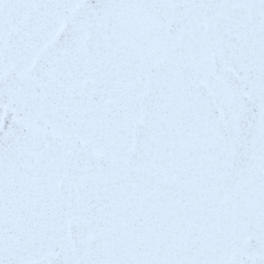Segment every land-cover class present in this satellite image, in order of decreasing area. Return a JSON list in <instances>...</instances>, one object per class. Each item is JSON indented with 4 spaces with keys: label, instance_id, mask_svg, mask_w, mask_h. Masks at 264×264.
<instances>
[{
    "label": "snow or ice",
    "instance_id": "snow-or-ice-1",
    "mask_svg": "<svg viewBox=\"0 0 264 264\" xmlns=\"http://www.w3.org/2000/svg\"><path fill=\"white\" fill-rule=\"evenodd\" d=\"M0 264H264V0H0Z\"/></svg>",
    "mask_w": 264,
    "mask_h": 264
}]
</instances>
